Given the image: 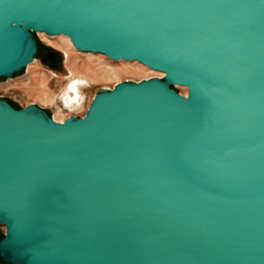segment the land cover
<instances>
[{
    "label": "water",
    "instance_id": "95a60500",
    "mask_svg": "<svg viewBox=\"0 0 264 264\" xmlns=\"http://www.w3.org/2000/svg\"><path fill=\"white\" fill-rule=\"evenodd\" d=\"M38 34L163 77L0 99V263L264 264V0H0V80Z\"/></svg>",
    "mask_w": 264,
    "mask_h": 264
},
{
    "label": "rangeland",
    "instance_id": "374dc122",
    "mask_svg": "<svg viewBox=\"0 0 264 264\" xmlns=\"http://www.w3.org/2000/svg\"><path fill=\"white\" fill-rule=\"evenodd\" d=\"M34 38L39 45L34 63L14 75L12 80H0V99L19 109L34 104L57 122L70 116H83L93 95L101 88H112L124 81L137 82L157 77L156 74L163 76L144 66L139 69L122 68L118 62H112L99 54L86 56L56 37L49 39L38 34ZM46 51L59 55L60 64L57 67H52L44 58ZM174 89L186 95L185 88ZM69 92L75 95L70 103L65 102ZM3 234L4 228L1 227L0 237Z\"/></svg>",
    "mask_w": 264,
    "mask_h": 264
},
{
    "label": "bare ground",
    "instance_id": "6f19581e",
    "mask_svg": "<svg viewBox=\"0 0 264 264\" xmlns=\"http://www.w3.org/2000/svg\"><path fill=\"white\" fill-rule=\"evenodd\" d=\"M40 35V34H39ZM42 35V34H41ZM46 38H48V37H46ZM53 38H55V37H53ZM57 39H62L63 41H66L71 47H72V45H71V43H70V41H69V39L68 38H66V37H64V36H57L56 37ZM49 39H52V38H49ZM73 48V47H72ZM74 49V48H73ZM77 52V51H76ZM79 53H81V52H79ZM84 55H86V56H93L94 54H90V53H83ZM101 56H103V55H101ZM103 57H105V56H103ZM106 58V57H105ZM118 64L122 67V68H127V67H136V68H141V66H143V65H141V64H138V63H136V62H123V61H118ZM28 67H30V66H28ZM124 70H126V69H124ZM150 70V69H149ZM156 76H157V78H162L163 76H161L160 74H156ZM69 97H71V98H69ZM75 99V95H74V93H72V92H69L68 93V96H67V98L65 99V102H71L72 100H74ZM87 108V107H86ZM55 120V119H54ZM56 121V120H55Z\"/></svg>",
    "mask_w": 264,
    "mask_h": 264
},
{
    "label": "flooded vegetation",
    "instance_id": "af4514ba",
    "mask_svg": "<svg viewBox=\"0 0 264 264\" xmlns=\"http://www.w3.org/2000/svg\"><path fill=\"white\" fill-rule=\"evenodd\" d=\"M44 58L54 68L57 67L60 64V57H59L58 54H56L54 52L50 53V52L46 51L45 54H44Z\"/></svg>",
    "mask_w": 264,
    "mask_h": 264
},
{
    "label": "trees",
    "instance_id": "16d2710c",
    "mask_svg": "<svg viewBox=\"0 0 264 264\" xmlns=\"http://www.w3.org/2000/svg\"><path fill=\"white\" fill-rule=\"evenodd\" d=\"M37 47H38V50H37V54H36V56L38 55V53H39V45H38V42H37ZM10 104V103H9ZM11 105V104H10ZM12 106V105H11ZM13 107V106H12ZM15 109H19V108H15ZM3 237V236H2ZM2 237H0V239L2 238Z\"/></svg>",
    "mask_w": 264,
    "mask_h": 264
}]
</instances>
